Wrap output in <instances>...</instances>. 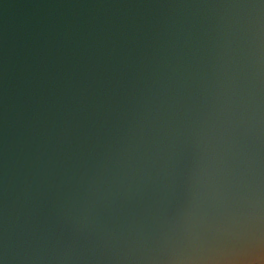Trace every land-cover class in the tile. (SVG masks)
Listing matches in <instances>:
<instances>
[{
    "label": "water",
    "instance_id": "obj_1",
    "mask_svg": "<svg viewBox=\"0 0 264 264\" xmlns=\"http://www.w3.org/2000/svg\"><path fill=\"white\" fill-rule=\"evenodd\" d=\"M0 264H264V0H0Z\"/></svg>",
    "mask_w": 264,
    "mask_h": 264
}]
</instances>
